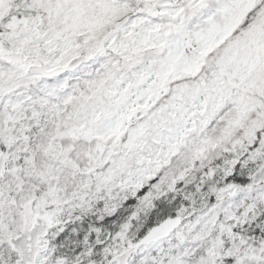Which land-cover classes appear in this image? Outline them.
Here are the masks:
<instances>
[{
	"label": "snow or ice",
	"instance_id": "obj_1",
	"mask_svg": "<svg viewBox=\"0 0 264 264\" xmlns=\"http://www.w3.org/2000/svg\"><path fill=\"white\" fill-rule=\"evenodd\" d=\"M0 264H264V0H0Z\"/></svg>",
	"mask_w": 264,
	"mask_h": 264
}]
</instances>
